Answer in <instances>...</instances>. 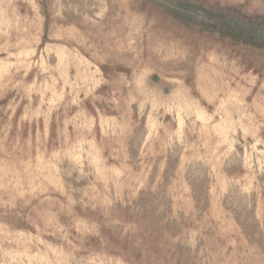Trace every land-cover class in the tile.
<instances>
[{
    "label": "rangeland",
    "instance_id": "374dc122",
    "mask_svg": "<svg viewBox=\"0 0 264 264\" xmlns=\"http://www.w3.org/2000/svg\"><path fill=\"white\" fill-rule=\"evenodd\" d=\"M0 264H264V0H0Z\"/></svg>",
    "mask_w": 264,
    "mask_h": 264
}]
</instances>
